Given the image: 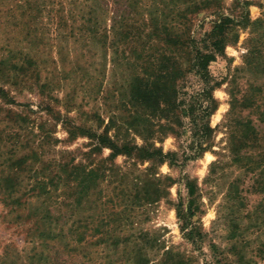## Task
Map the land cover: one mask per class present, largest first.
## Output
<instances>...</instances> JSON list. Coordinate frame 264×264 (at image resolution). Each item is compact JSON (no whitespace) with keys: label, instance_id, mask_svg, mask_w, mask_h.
<instances>
[{"label":"rangeland","instance_id":"374dc122","mask_svg":"<svg viewBox=\"0 0 264 264\" xmlns=\"http://www.w3.org/2000/svg\"><path fill=\"white\" fill-rule=\"evenodd\" d=\"M246 1L249 22L228 30L229 41L223 53L208 65L210 78L219 83L212 90L217 105L208 118L214 129L210 149L198 158L182 159L193 150L188 118L181 117L183 125L179 133L173 134L159 127L165 120L158 110L149 120L156 132L147 142L163 153L176 152L177 160L153 165L156 175L171 179L164 181L170 184L168 193L161 190L157 201L138 203L133 198L132 180L151 163L144 161L135 166L122 154L110 163L105 160L110 154L107 147L88 156L87 136L68 140L65 124L70 121L102 132L110 125L111 116L117 117V124L128 115L140 120L136 117L140 113L137 105L129 104L128 99L121 102L122 95L127 96L132 77L139 76L146 83L147 64L157 55H153L155 50H151L143 34L131 36L132 40L125 43L118 33L125 25L145 30L147 14L155 9L154 3L142 5V19L125 4L104 0L96 11L94 34L99 41L85 43L82 36L87 32L75 38L68 33V27H58L59 17L71 24L67 2L64 6L54 3L48 13L47 9L39 11L33 0H0V87L14 100L4 103L0 98V134L9 130L5 110L10 109L28 117L27 130L19 133L20 138H34L32 145L45 153L44 159L72 160L88 163L89 167L102 160L100 169L103 168L98 184L82 198L80 210L72 206L71 189L63 196L56 191L51 197L53 230L66 232L68 246L57 238L38 236L42 226L37 229L28 209L11 211L0 202V264L35 263L38 256L41 264H264V191L254 179L258 170L246 171L233 165L226 150L229 86L235 85L240 95L245 92L246 98L264 107V91L250 88L264 86V0ZM234 2L220 1L224 15L241 10L235 9ZM72 11L81 20V7ZM214 19V15H208L195 20L191 33L197 46L204 48L201 40ZM132 47L139 56L130 51ZM252 48H256V65L249 69L246 62ZM179 58L184 65L182 53ZM179 84V98L186 102L189 94L195 95L203 86L193 72ZM242 115L251 118L257 129L262 128L253 109H244ZM115 131L111 127L107 133L113 136ZM44 132L49 133V138L40 143ZM120 133V138L126 134L131 144L145 143L138 131L120 129ZM218 159L222 167L209 176L212 163ZM186 179L198 187L192 216L185 214L189 200ZM63 200L71 205L64 206ZM31 202L36 206L40 201L32 198ZM192 224L199 227L202 236L187 235ZM76 226L83 234L82 242L70 235L69 229Z\"/></svg>","mask_w":264,"mask_h":264},{"label":"trees","instance_id":"16d2710c","mask_svg":"<svg viewBox=\"0 0 264 264\" xmlns=\"http://www.w3.org/2000/svg\"><path fill=\"white\" fill-rule=\"evenodd\" d=\"M33 1L39 11L47 9L48 13H51L54 3L64 6V3L67 2L71 7L67 9L71 24H67L68 20L64 17H59L58 27H62V25L68 27V33L75 38H79L78 36L81 37L87 32V36H82L85 43L99 41V38L94 34L98 21L96 11L100 10L104 0ZM149 1L154 3L155 9L150 10L147 14L148 25L145 30L141 27L134 28L133 25H125L120 27L121 31L118 33L120 40L125 43L127 39L132 40L131 36L137 38L143 34L148 38L151 50H155L153 55H157L154 60L149 61L147 67L144 66L149 69L147 70L146 83H142L139 76H134L129 81L127 96L126 94L122 95L121 102L128 99L129 104L133 102L132 105H137L140 113L136 117L140 120L137 121L134 119L135 117L131 119L128 115L122 117L120 123L117 124V119H115L117 117L111 116L110 125L105 126L102 132H97L90 126L72 124L70 121L65 124L68 140L74 139L77 135L87 136L90 146L86 152L88 156L97 155L104 147H107L110 149V154L105 160H110V163H113V159L119 154L131 159L135 166L144 161L151 163V166L146 167L144 171L136 173L132 180L133 198L138 203L157 201L161 196V190L165 194L168 193L167 188L170 184H166L164 181L171 179L167 176L156 175L157 172L153 165L165 160L173 164L177 160L176 152L163 153L161 148L147 142L156 132L152 129L153 125L149 120L153 119L156 112L160 110L165 122L159 127L175 134L179 133V128L183 125L181 117L188 118V131L193 139L190 148L193 150L184 154L182 159L198 158L205 150L210 149L212 145L210 140L214 129L209 125L208 118L217 105L212 96V90L219 83L210 78L208 65L215 60L217 55L223 53L229 41L228 30L234 25H244L249 22L246 0H235V9L240 7L241 10L228 15H224L220 9L221 0H112L113 3L125 4L142 19L145 18H143L140 8ZM78 6L82 9L78 18L81 20H77L74 17V11H72V8ZM208 15H214L215 19L212 20L209 31L204 34L201 40L205 43L202 48L197 46L191 31L196 19H202ZM122 17L124 18V16ZM142 30L143 32H141ZM255 49H249L246 62L249 69L256 65L254 63ZM130 51L135 53V56H139L136 48L132 47ZM180 53L184 57V65L180 62ZM190 72L202 80L203 86L195 95L189 94V101L186 102L185 98H179V87L182 86L179 83ZM250 88L259 92L264 91V86L261 85H252ZM228 90L230 109L227 118L229 127L226 144L227 157L233 165L243 167L246 171L258 170L254 179L258 187L264 191V107L255 100L246 98L245 92L240 95V90L235 85L229 86ZM0 98L4 103H14L13 98L8 96V92L2 87H0ZM0 108L2 107L0 106ZM246 108L253 109L257 113L256 118L258 123L263 125L262 128L257 129L258 127L251 118L242 115V111ZM5 115L9 122L7 124L9 130L4 135L0 134V154L2 155L0 160V202L9 207L11 211L28 209V215L35 217L37 229L42 226L38 231V236L57 238L63 242V245L68 246L66 232L63 229L53 230L51 197L56 191L58 196H63L66 190L71 189L73 190L72 206L80 210L82 198L91 187L98 184L103 176V168L100 169L102 160L99 165L94 167H89L88 163L73 162L72 160H46L44 159L45 153L32 145L34 138H20L19 133L27 130L28 117L10 109L5 110ZM111 127L116 130L113 136L107 133ZM120 129L133 130L136 133L138 131L145 143L140 146L131 144L125 139L126 134L120 138ZM44 134L40 143L44 142L45 138H49V133L44 132ZM251 149L254 150L250 151ZM244 159L246 162L242 161ZM222 165L220 159L213 162L209 176L213 175L215 169L221 168ZM184 185L189 197L185 214L192 216L195 213L193 203L198 187L190 179H186ZM234 188L235 190H232L239 198L238 189ZM32 198L40 201L39 204L34 206L31 202ZM62 204L67 206L71 205V202L66 204L63 200ZM69 231L70 235H76L75 241L82 242L83 234H81L79 226L70 228ZM187 235L190 237L202 236V233L197 225L192 224ZM34 257L36 258V255L32 256V258ZM36 259L35 263L30 262L29 264H41V257L38 256Z\"/></svg>","mask_w":264,"mask_h":264}]
</instances>
